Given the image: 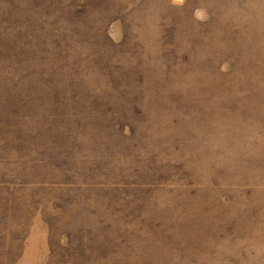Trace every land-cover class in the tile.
<instances>
[{"label": "rangeland", "instance_id": "rangeland-1", "mask_svg": "<svg viewBox=\"0 0 264 264\" xmlns=\"http://www.w3.org/2000/svg\"><path fill=\"white\" fill-rule=\"evenodd\" d=\"M51 1L129 67L0 93V264H264V0Z\"/></svg>", "mask_w": 264, "mask_h": 264}, {"label": "trees", "instance_id": "trees-1", "mask_svg": "<svg viewBox=\"0 0 264 264\" xmlns=\"http://www.w3.org/2000/svg\"><path fill=\"white\" fill-rule=\"evenodd\" d=\"M72 7L77 14L72 15L75 23L67 18L66 7L60 2L53 6L51 0H0V73L4 76L0 74V93L20 92L24 94L26 103L35 104L34 97L49 94L53 90L52 85L61 91L77 88L69 79L72 65L63 63V54L70 48L88 51L90 61L87 63L88 71L84 72L87 77L96 79L102 87H122L118 78L124 77L121 67H129L127 59L120 65L121 59L118 54L114 55L109 40L107 44L98 46L88 38L92 27L86 20L84 25L81 17L85 18L90 10ZM35 18L53 24L42 28L38 21H34ZM114 56L117 58L115 66L107 60ZM133 65L137 75H142L141 53ZM78 72L76 70L75 79ZM83 80L78 83H83Z\"/></svg>", "mask_w": 264, "mask_h": 264}]
</instances>
